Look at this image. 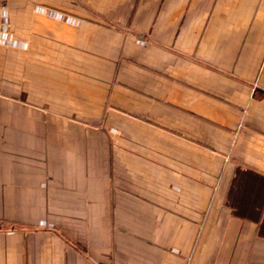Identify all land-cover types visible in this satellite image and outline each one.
Returning <instances> with one entry per match:
<instances>
[{
	"label": "crops",
	"instance_id": "0c3cea01",
	"mask_svg": "<svg viewBox=\"0 0 264 264\" xmlns=\"http://www.w3.org/2000/svg\"><path fill=\"white\" fill-rule=\"evenodd\" d=\"M245 172L264 0H0V264H264Z\"/></svg>",
	"mask_w": 264,
	"mask_h": 264
},
{
	"label": "trees",
	"instance_id": "16d2710c",
	"mask_svg": "<svg viewBox=\"0 0 264 264\" xmlns=\"http://www.w3.org/2000/svg\"><path fill=\"white\" fill-rule=\"evenodd\" d=\"M251 177V174L249 172H245L241 175V179H240V183L238 185L239 188H241L240 190V195L237 194L236 195V199L235 202L238 205L239 208V213L240 214H246V212H248L249 208L247 209V205L250 204V200H247L248 196H255V201L257 203H260L263 198H264V185H262V190L260 191H256L255 190V184H250L248 183L249 178ZM238 193V191H237ZM256 211L253 212V210L251 209V213H255ZM259 212V210H257V212L254 214V216H256V214ZM263 231H264V222H263Z\"/></svg>",
	"mask_w": 264,
	"mask_h": 264
}]
</instances>
